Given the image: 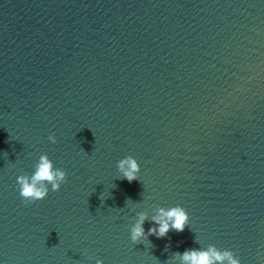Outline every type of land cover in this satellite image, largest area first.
Here are the masks:
<instances>
[{
  "label": "water",
  "instance_id": "water-1",
  "mask_svg": "<svg viewBox=\"0 0 264 264\" xmlns=\"http://www.w3.org/2000/svg\"><path fill=\"white\" fill-rule=\"evenodd\" d=\"M42 152L67 177L25 203ZM176 204L183 231L131 242ZM196 237L264 264V0H0V264H167Z\"/></svg>",
  "mask_w": 264,
  "mask_h": 264
},
{
  "label": "clouds",
  "instance_id": "clouds-1",
  "mask_svg": "<svg viewBox=\"0 0 264 264\" xmlns=\"http://www.w3.org/2000/svg\"><path fill=\"white\" fill-rule=\"evenodd\" d=\"M48 140L56 142V136L49 134ZM117 171L121 178L129 182L139 178L140 164L132 155H127L117 161ZM67 172L64 168L56 167L46 152H42L33 165L31 173L17 175L18 192L25 203L44 199L49 191H58L65 182ZM145 211L135 212V220L130 224L129 237L132 243L147 241L149 236H166L170 230L183 231L189 224L187 210L180 204L173 206H157L151 216V226L145 230L144 223L148 220ZM199 243L200 241L195 238ZM201 245V243H200ZM167 250V248L165 249ZM95 264H104L100 258H95ZM167 264H242L240 258L230 248H219L213 243L199 248H186L183 252H175Z\"/></svg>",
  "mask_w": 264,
  "mask_h": 264
}]
</instances>
